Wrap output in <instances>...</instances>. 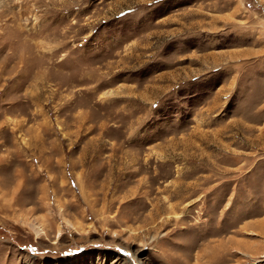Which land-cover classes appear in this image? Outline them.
I'll return each mask as SVG.
<instances>
[{"label": "rangeland", "instance_id": "374dc122", "mask_svg": "<svg viewBox=\"0 0 264 264\" xmlns=\"http://www.w3.org/2000/svg\"><path fill=\"white\" fill-rule=\"evenodd\" d=\"M0 264H264V0H0Z\"/></svg>", "mask_w": 264, "mask_h": 264}]
</instances>
